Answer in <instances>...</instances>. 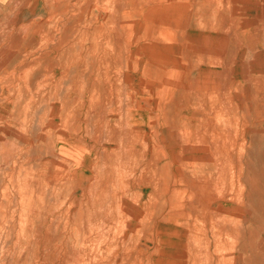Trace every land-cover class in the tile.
<instances>
[{
    "label": "rangeland",
    "instance_id": "1",
    "mask_svg": "<svg viewBox=\"0 0 264 264\" xmlns=\"http://www.w3.org/2000/svg\"><path fill=\"white\" fill-rule=\"evenodd\" d=\"M154 1L3 7L0 264H264V0Z\"/></svg>",
    "mask_w": 264,
    "mask_h": 264
},
{
    "label": "bare ground",
    "instance_id": "2",
    "mask_svg": "<svg viewBox=\"0 0 264 264\" xmlns=\"http://www.w3.org/2000/svg\"><path fill=\"white\" fill-rule=\"evenodd\" d=\"M150 1H151V2H150L151 4H155V1H154V0H150ZM157 1H158V0H157ZM224 1H225V0H224ZM237 1H238V0H237ZM262 1H263V0H262ZM160 2H162V1H160ZM206 2H207V1H206ZM238 2H239V1H238ZM238 2H236V3L238 4ZM246 2H247V1H246ZM162 3H163V2H162ZM171 3H172V2H171ZM228 3H229V2H228ZM248 3H249V2H248ZM169 4H170V3H169ZM172 4H173V3H172ZM181 4H182V3H181ZM183 4H184V3H183ZM197 4H198V3H197L195 0H193V13H192L193 15H192V19L194 18V16L196 17V14H198V12L201 10V5H200V3H199V7H198V9L196 8L197 10H195V12H194V6L197 5ZM234 4H235V3H234ZM234 4H232V5L235 6ZM244 4H246V3H244ZM261 4H262V3H261ZM165 5H166V4H165ZM220 5H221V4L218 3V6H219V7H220ZM259 5H260V4H259ZM171 6H172V5H171ZM221 6H222V5H221ZM228 6H230V5H228ZM228 6H227L226 8H228ZM244 6H245V5H244ZM43 7H44V6H43ZM180 7H181V6H180ZM180 7L178 6V8H180ZM188 7H189V5H188ZM188 7H186V8H188ZM216 7H217V6H216ZM219 7H218V8H219ZM182 8H183V7H182ZM218 8H217V10H218ZM221 8H222V7H221ZM221 8H220V9H221ZM233 8H234V9H233V11H234L236 7H233ZM240 8H241V7H240ZM242 8H244V7L242 6ZM236 9H237V8H236ZM153 10H154V9H153ZM155 10H156V9H155ZM163 10H164V9H163ZM163 10H162V11H163ZM189 10H192V8L189 9ZM228 10H229V9H228ZM241 10H242V9H241ZM255 10H256V9H255ZM159 11H161V10H158V12H159ZM213 11H214V16H215V14H216V16H217V14H218L219 12L216 13V10H215V9H213ZM218 11H219V10H218ZM237 11H238V9H237ZM163 12H165V10H164ZM173 12H174V11H173ZM173 12H172V10H171V13H173ZM189 12H191V11H189ZM238 12H239V11H238ZM244 12H245V11H244ZM259 12H260V11H259ZM160 13H161V12H160ZM235 13H236V12H235ZM241 13H242V12H241ZM236 14H237V13H236ZM242 14H243V13H242ZM234 15H235V14H234ZM246 15H247V13H246ZM219 16H220V15H219ZM228 17H230V15H229ZM222 18H223V17H222ZM185 19H186V18H185ZM229 19H230V18H229ZM263 19H264V18H263ZM222 20H223V19H222ZM186 24H187V23H186ZM263 24H264V23H263ZM183 25H184V24H183ZM231 25H232V24H231ZM217 28H218V27H217ZM261 28H262V27H261ZM228 30H229V29H228ZM228 30H226V31L229 32ZM261 30H262V29H261ZM262 31H263V30H262ZM223 33H224V32H223ZM263 33H264V31H263ZM234 35H235V34H234ZM226 36H227V35H226ZM228 36H229V35H228ZM227 38H228V37H227ZM222 40H223V39H222ZM225 40H227V39H225ZM218 44H219V42H218ZM145 47H146V46H145ZM147 47H148V46H147ZM184 48H185V47H184ZM25 49H26V48H25ZM154 49H155V48H154ZM164 49H165V48H164ZM167 49H169V48H167ZM207 49H208V48H207ZM181 50H182V49H181ZM7 51H8V50H7ZM214 51H215V50H214ZM167 52H168V51H167ZM180 52H181V51H180ZM135 53H136V52H135ZM201 53H204V51L201 52ZM10 54H11V53H10ZM11 55H12V54H11ZM13 55H14V54H13ZM35 55H36V54H35ZM200 55H203V54H200ZM200 55H199V57H200ZM218 55H219V54H218ZM204 56H205V55H204ZM204 56H203V57H204ZM3 57L5 58V56H3ZM10 57H11V56H10ZM179 57H181V55H180ZM179 57H178V58H179ZM220 57H221V56H220ZM1 58H2V57H1ZM210 58H211V57H210ZM2 59H3V58H2ZM9 59H10V58H9ZM200 59H201V58H200ZM204 59H206V58L204 57ZM0 60H1V59H0ZM4 60H5V59H4ZM22 60H23V59H22ZM181 60H182V58L180 59V61H181ZM212 60H213V59H212ZM2 61H3V60H2ZM2 61H1V62H2ZM8 61H10V60H8ZM8 61H7V62H8ZM28 61H29V60H28ZM180 61H179V62H180ZM258 61H259V60H258ZM7 62H4V63L6 64ZM187 62H188V61H187ZM5 64H4V65H5ZM0 65H1V64H0ZM2 65H3V63H2ZM192 65H193V64H192ZM0 67H1V66H0ZM3 67H4V66H3ZM187 67H189V66H187ZM192 68H193V67H192ZM229 68H230V67H229ZM0 69H1V68H0ZM2 69H4V68H2ZM2 69H1V70H2ZM185 69H186V68H185ZM193 69H194V68H193ZM224 69H225V68H224ZM194 70H195V69H194ZM186 71H187V69H186ZM133 72H135V71H133ZM188 72H189V71H188ZM208 72H209V71H208ZM224 73H225V72H224ZM203 74H204V73H203ZM216 74H219V73H216ZM219 75H220V74H219ZM205 76H207V75H205ZM208 76H209V75H208ZM208 76H207V78H208ZM198 77H199V76H198ZM218 77H219V76H218ZM225 77H227V75H226ZM126 78H127V76H126ZM189 78H191V77H189ZM202 78H203V76H202ZM220 78H221V77H220ZM194 79H195V78H194ZM204 79H206V78H205V77L203 78V81H204L203 83L205 84V82H207V81H205ZM213 79H215V78H213ZM213 79H212V80H213ZM133 80H134V79H133ZM137 80H138V79H137ZM187 80H188V78H187ZM200 80H201V79H199V81H200ZM221 80H222V79H221ZM128 81H129V80H128ZM188 81H189V80H188ZM219 81H220V80H218V82H219ZM129 82H130V81H129ZM189 82H190V81H189ZM216 82H217V81L215 80V84L218 83V82H217V83H216ZM141 83H142V82H141ZM141 83H140V84H141ZM146 83H147V82H146ZM185 83H186V82H185ZM191 83H193V80H192ZM195 83L197 84V82H195ZM208 83H209V81H208ZM208 83H207V84H208ZM142 84H143V83H142ZM201 84H202V83H201ZM212 84H213V83H212ZM219 84H220V83H219ZM144 85H145V84H144ZM144 85H141V86H144ZM188 85H190V84H188ZM5 86H6V85H5ZM5 86H4V87H5ZM17 86H18V85H17ZM138 86H139V85H138ZM150 86H151V85H150ZM195 86H196V85H195ZM198 86H199V84H198ZM202 86H203V85H202ZM212 86L214 87V85H212ZM221 86H222V85H221ZM151 87H152V86H151ZM213 87H212V89H213ZM16 88H17V87H16ZM154 88H155V87H154ZM178 88H182V86L180 87V85H179ZM184 88H185V87H184ZM184 88H183V89H184ZM202 88H204V87H202ZM206 88H207V87H206ZM215 88H216V87H215ZM219 88H220V87H219ZM51 89H52V87H51ZM141 89H142V88H141ZM188 89H189V87L187 88V90H188ZM196 89H197V88H196ZM216 89H217V88H216ZM220 89H221V88H220ZM204 90L206 91L205 88H204ZM6 91H7V90H6ZM13 91H14V90H13ZM15 91H16V90H15ZM49 91H50V90H49ZM49 91H48V92H49ZM189 91H192V87H191V90L189 89ZM194 91H195V90H194ZM194 91H193V92H194ZM184 92H185V91H184ZM221 92H222V91H221ZM228 92H230V91H228ZM206 94H207V93H206ZM210 94H211V93H210ZM216 94H217V92H216ZM40 95H41V94H40ZM40 95H39V96H40ZM186 95H187V94H186ZM244 95H245V94H244ZM175 96H176V95H175ZM181 96H182V95H181ZM183 96H184V95H183ZM194 96H196V95H194ZM208 96H209V95H208ZM40 97H42V96H40ZM172 97H173V96H172ZM197 97H198V96H197ZM14 98H15V97H14ZM43 98H44V97H43ZM190 98H191V97H190ZM181 99H182V98H181ZM35 100H36V99H35ZM45 100H46V99H45ZM212 100H213V99H212ZM221 100H222V98H221ZM202 101H203V100H202ZM208 101H209V100H208ZM137 102H138V101H137ZM207 103H208V102H207ZM224 103H225V102H224ZM186 104H187V103H186ZM244 104H245V103H244ZM187 105H188V104H187ZM206 105H207V104H206ZM209 105H210V104H209ZM245 105H246V104H245ZM14 106H15V105H14ZM35 106H36V105H35ZM37 106H38V105H37ZM165 106H166V105H165ZM188 106H189V105H188ZM229 106H230V105H229ZM259 106H260V104H259ZM179 107H180V106H179ZM181 107H182V105H181ZM260 107H261V106H260ZM34 108L37 109V107H34ZM219 108H220V106H219ZM258 108H259V107H258ZM203 109H204V108H203ZM211 109H212V108H211ZM260 109H262V108H260ZM165 110H166V109H165ZM227 111H228V110H227ZM201 112H202V110H201ZM210 112H211V110H210ZM178 113H179V112H178ZM207 113H208V112H207ZM216 113H217V112H216ZM221 114H222V112H221ZM214 115H215V114H214ZM263 115H264V114H263ZM31 116H32V115H31ZM218 116H219V114H218ZM219 117H220V116H219ZM182 119H183V118H182ZM221 119H222V117H221ZM216 121H219V118H218V120H216ZM27 122H28V121H27ZM222 122H223V120H222ZM34 123H35V122H34ZM218 123H219V122H218ZM29 125H30V124H29ZM200 127H201V126H200ZM205 130H206V129H205ZM30 131H31V130H30ZM152 131H153V130H152ZM220 132H221V131H220ZM205 133H207V132H205ZM199 134H200V133H199ZM218 134H219V133H218ZM204 135H205V134H204ZM181 136H182V135H181ZM185 136H186V135H185ZM185 136H184V137H185ZM206 136H207V135H206ZM225 136H226V134H225ZM149 137H150V135H149ZM194 137H195V136H194ZM203 137H204V136H203ZM203 137H202V138H203ZM212 137H213V136H212ZM221 137H222V136H221ZM150 138H151V141H153V140H152V137H150ZM186 138H187V137H186ZM181 139H182V138H181ZM203 139H204V138H203ZM224 139H226V138H224ZM195 140H196V139H195ZM211 140H212V139H211ZM222 140H223V139H222ZM182 142H183V141H182ZM196 142L198 143V141H196ZM223 142H224V141H223ZM152 143H154V142H152ZM152 143H151V144H152ZM186 143H188V141H186ZM186 143H185V144H186ZM189 144H190V143H189ZM179 145L181 146V144H179ZM186 145H188V144H186ZM194 145H196V144H194ZM203 145H204V144H203ZM182 146H183V145H182ZM189 146H190V145H189ZM192 146H193V145H192ZM196 146H197V145H196ZM201 146H202V145H201ZM209 146H210V145H209ZM224 146H225V145H224ZM190 147H191V146H190ZM205 147L207 148V144L205 145ZM213 147H214V146H213ZM181 148H182V147H181ZM179 150H180V149H179ZM223 150H224V149H223ZM177 151H178V150H177ZM209 151H210V150H209ZM214 151H215V150H214ZM214 151H213V152H214ZM207 152H208V151H207ZM219 152H220V151H219ZM223 152H224V151H223ZM210 153H211V152H210ZM170 154H171V153H170ZM211 154H212V153H211ZM226 155H227V153H226ZM172 156H174L173 153H172ZM177 156H179V155L177 154ZM218 156H219V155H218ZM218 156H217V157H218ZM220 156H221V154H220ZM220 156H219V157H220ZM180 157H182V156L180 155ZM192 159H193V158H192ZM201 159H202V158H201ZM27 163H29V162H27ZM191 163H192V162H191ZM174 167H175V166H174ZM81 169H82V168H81ZM77 172H78V171H77ZM75 174H76V173H75ZM260 174H261V173H260ZM77 176H78V175H77ZM260 176H261V175H260ZM32 177H33V176H32ZM78 177H79V176H78ZM259 180H260V179H259ZM242 191H243V190H242ZM241 193H242V192H241ZM242 194H243V193H242ZM247 199H248V198H247ZM242 203H243V202H242ZM250 203H251V202H250ZM246 205H247V204H246ZM247 206H248V205H247ZM179 258H180V256H179ZM76 259H77V258H76ZM183 259H184V258H183Z\"/></svg>",
    "mask_w": 264,
    "mask_h": 264
},
{
    "label": "crops",
    "instance_id": "3",
    "mask_svg": "<svg viewBox=\"0 0 264 264\" xmlns=\"http://www.w3.org/2000/svg\"><path fill=\"white\" fill-rule=\"evenodd\" d=\"M8 4V0H0V24L3 19V7Z\"/></svg>",
    "mask_w": 264,
    "mask_h": 264
}]
</instances>
